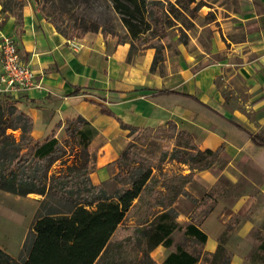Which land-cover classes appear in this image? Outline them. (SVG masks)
Masks as SVG:
<instances>
[{"label":"crops","instance_id":"0c3cea01","mask_svg":"<svg viewBox=\"0 0 264 264\" xmlns=\"http://www.w3.org/2000/svg\"><path fill=\"white\" fill-rule=\"evenodd\" d=\"M240 6L220 20L210 53L185 56L178 51L168 57L161 74L150 71L152 48L129 53L127 39L119 41L100 30L66 37L34 0H25L17 23L15 14L1 11L0 0V35L15 36L39 84L13 94L16 106L31 115L35 141L52 134L65 138V120L78 115L97 129L88 145L96 153L91 182L100 184L117 171L115 158L131 136L120 122L156 128L171 119L198 147L221 145L214 164L195 171L185 189L198 202L216 183L229 189L244 179L256 190L215 196L199 224L207 235L203 249L212 252L230 216H239L224 244L232 252L230 264H250L252 230L264 231V146L251 140V134L264 129V0H246ZM207 57L210 62L202 63ZM162 89L192 94L209 108L158 93ZM41 199L34 192L20 195L0 189V248L10 256L18 257ZM26 202L33 203L29 215ZM175 207L184 223L194 204L180 196ZM170 251L162 245L152 250L161 255L160 261Z\"/></svg>","mask_w":264,"mask_h":264},{"label":"trees","instance_id":"16d2710c","mask_svg":"<svg viewBox=\"0 0 264 264\" xmlns=\"http://www.w3.org/2000/svg\"><path fill=\"white\" fill-rule=\"evenodd\" d=\"M1 1V11L15 14L20 23L23 3L12 7ZM110 1L126 27L128 52L136 51L139 45L141 49H154L150 71L158 70L161 74L167 48L161 41L162 36L176 25L175 20L181 13L189 9L194 13L201 6L198 0ZM190 4H194L192 9ZM51 21L66 37H81L99 28L98 25L84 26L74 35V25L68 31L60 28L54 19ZM177 27L178 36L185 43L186 33L182 26ZM158 93L185 98L186 104L193 101L209 108L192 94L170 89ZM17 101L10 94L0 92V189L20 195L34 192L42 199L18 257L0 248V264H230L232 252L224 244L232 227L240 220L238 216L229 219L212 252L205 249L195 252L176 244L160 263L150 254L160 245L170 248L175 230H181L187 240L200 244L206 241L207 235L199 224L219 194L208 190L201 201L211 199L210 207L197 220L190 214L184 223L177 221L179 212L175 202L184 196L194 207L201 203L185 189L186 184L193 181L195 171L214 164L221 145L214 149L198 147L190 133L179 129L170 119L156 126L167 127V136L173 138L171 153L165 151L163 156L169 155L170 161L186 164L189 169L186 173L163 171L152 158L133 150L135 141L131 140L115 158L114 175L95 184L90 180V173L96 169V153L90 151L88 145L98 133L97 129L78 115L65 120V138L52 134L35 141L31 134L32 117L16 106ZM120 124L129 128V133L153 129ZM251 140L254 145L264 146V134L255 132ZM155 168L159 169L157 174ZM106 183L113 186L108 189ZM222 190L221 195L232 194L230 189ZM120 227L127 230L124 235H116ZM254 238L258 243L248 253V260L254 250L264 251V232L255 229Z\"/></svg>","mask_w":264,"mask_h":264},{"label":"rangeland","instance_id":"374dc122","mask_svg":"<svg viewBox=\"0 0 264 264\" xmlns=\"http://www.w3.org/2000/svg\"><path fill=\"white\" fill-rule=\"evenodd\" d=\"M4 1L12 7L25 2V0ZM198 1L201 2L200 8L195 10L194 13H192L190 9L181 13L175 20L176 25L169 27L167 29V34L161 38L162 43L167 46L164 50V61L161 64L163 65L162 73L164 72L165 62L168 60V57H172L178 51L183 53L185 56H196L202 52L210 53L213 50V32H216L217 25L220 23V20H222L223 17L231 16L234 12L239 11V8L241 7L240 4L246 2V0ZM34 2L41 13H43L50 20L54 19L57 21L60 28H67L69 31V29H71L74 25V35L79 33V29L84 26L98 25V30L116 35L122 40H128L126 37V27L121 23L120 15L113 9L110 0H34ZM193 5L194 4H190L189 7L192 9ZM177 26H182L186 33L187 39L185 43H183L178 36L179 30ZM140 47V45L137 46L138 49L136 51L141 50ZM210 59L207 57V59L201 58L200 60L202 63H209ZM217 80L219 81L220 79ZM167 130V127L141 129L139 131L129 133L131 136L128 142L134 140L135 144L132 146L133 150L141 155L143 154L146 157L152 158L153 163L163 171L168 173H171V171H181L186 173V171H188V166L186 164H179L174 160L170 161L168 159L169 155L165 157L163 156L165 151H167V153H171V148L173 146V138L171 136H167ZM260 132L264 134V129ZM156 168L154 169V172L157 174L159 169ZM106 186L110 189L113 184L106 183ZM222 188L223 186L216 183L215 186L209 190L213 192V194L221 195L223 193ZM229 189L231 193H254L256 191L254 187L248 185L244 179ZM211 204V199L202 200L201 203L194 207L190 214L197 220ZM32 206L33 203L27 202L23 205L27 215L30 214ZM54 207H57V205L54 204ZM181 207H184V204L181 205ZM233 216L238 215L233 214L230 218ZM181 220L182 216H178L177 221L183 223ZM126 232L127 230H125V228L120 227L116 235H124ZM254 234L255 229L252 230V239L254 242L253 247H255L258 243V241L254 238ZM172 236L173 244L170 248H168L169 250H173L176 244H180L187 250L189 249L195 252L204 250L203 244L187 240L183 236L181 230H175ZM150 254L156 262L160 261L161 255L159 256L156 252H151ZM249 262L250 264H264V251L254 250L249 257Z\"/></svg>","mask_w":264,"mask_h":264},{"label":"built area","instance_id":"2783aa9c","mask_svg":"<svg viewBox=\"0 0 264 264\" xmlns=\"http://www.w3.org/2000/svg\"><path fill=\"white\" fill-rule=\"evenodd\" d=\"M74 46V43L71 44ZM35 74L19 53L13 34L0 35V92L11 96L38 87Z\"/></svg>","mask_w":264,"mask_h":264}]
</instances>
